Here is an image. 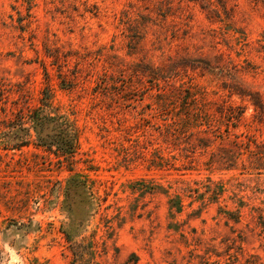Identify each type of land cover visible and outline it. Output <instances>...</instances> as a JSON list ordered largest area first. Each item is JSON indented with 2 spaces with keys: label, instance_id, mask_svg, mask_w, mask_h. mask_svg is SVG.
Returning <instances> with one entry per match:
<instances>
[{
  "label": "rangeland",
  "instance_id": "1",
  "mask_svg": "<svg viewBox=\"0 0 264 264\" xmlns=\"http://www.w3.org/2000/svg\"><path fill=\"white\" fill-rule=\"evenodd\" d=\"M0 264H264V0H0Z\"/></svg>",
  "mask_w": 264,
  "mask_h": 264
},
{
  "label": "trees",
  "instance_id": "2",
  "mask_svg": "<svg viewBox=\"0 0 264 264\" xmlns=\"http://www.w3.org/2000/svg\"><path fill=\"white\" fill-rule=\"evenodd\" d=\"M163 79V76L160 74H154L153 75V82L155 81L156 84H158L160 81ZM165 82H169L170 80L168 79H164ZM159 82V83H157ZM226 86V85H225ZM162 90V88H161ZM218 91H209V90H205V91H201L200 93H194L192 94V99H190V101L186 104H184L186 107V109H190L193 110L194 113L192 112V114H197L198 118H196L198 125L199 126H203L205 125V129H203L202 131L204 133H212V131H214L215 128V123L213 122V119L208 118L209 117V112L206 108L203 107V105H207L206 103L210 104L211 101H207L208 97L210 95V93H217ZM160 94H164L163 92L160 91ZM234 94H238L241 97L245 98V96H247V93H245V91H243V89H231L229 91V96L231 97ZM251 94V98L252 100H257L260 97L258 96V93H250ZM205 101V104L201 103L202 101ZM227 108V115L228 117H233L235 116V109L236 107L234 105L228 104L227 107H220V109H218V112L220 114H224V109ZM51 112H46V109H43L42 107H38L36 109H34L32 111V121H33V127L36 129V131H40L41 129L44 128L45 125H47L48 121H55L56 119L59 120V124H63L64 126H69L70 123L68 121H66L65 119H59L58 117H54L50 114ZM205 114V118H203ZM234 114V115H232ZM191 116V112L188 113V118H190ZM200 116V117H199ZM25 142V141H23ZM47 142H50L48 140L45 139V137L38 135V144L39 145H47ZM27 144V143H25ZM24 145V144H23ZM226 162V161H225Z\"/></svg>",
  "mask_w": 264,
  "mask_h": 264
}]
</instances>
